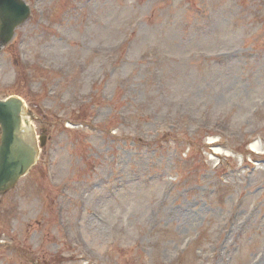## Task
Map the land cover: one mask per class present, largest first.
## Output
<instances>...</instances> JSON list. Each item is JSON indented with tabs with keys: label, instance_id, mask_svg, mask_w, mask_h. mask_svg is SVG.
<instances>
[{
	"label": "rangeland",
	"instance_id": "rangeland-1",
	"mask_svg": "<svg viewBox=\"0 0 264 264\" xmlns=\"http://www.w3.org/2000/svg\"><path fill=\"white\" fill-rule=\"evenodd\" d=\"M25 2L0 100L50 139L0 264H264V0Z\"/></svg>",
	"mask_w": 264,
	"mask_h": 264
},
{
	"label": "water",
	"instance_id": "water-1",
	"mask_svg": "<svg viewBox=\"0 0 264 264\" xmlns=\"http://www.w3.org/2000/svg\"><path fill=\"white\" fill-rule=\"evenodd\" d=\"M30 11L21 0H0V51L7 46L29 18ZM1 54V52H0ZM23 103L18 98L0 102V193L16 186L18 180L36 163L38 150L23 139ZM45 145V139L42 140Z\"/></svg>",
	"mask_w": 264,
	"mask_h": 264
},
{
	"label": "bare ground",
	"instance_id": "bare-ground-1",
	"mask_svg": "<svg viewBox=\"0 0 264 264\" xmlns=\"http://www.w3.org/2000/svg\"><path fill=\"white\" fill-rule=\"evenodd\" d=\"M25 117V116H24ZM27 120V118L25 117V121ZM25 121H24V124H23V127L25 126H28L26 123H25ZM27 128V127H26ZM28 129H30L29 127H28ZM24 132H25V136H26V138L27 139H29L30 141H33L35 138H34V133H33V131L31 130V132L29 131V130H24ZM32 133H33V138H32ZM252 148H253V151H255V150H259V148H258V145L257 144H254L253 146H252ZM262 257H263V259H264V255H262ZM259 263V262H258ZM261 264V263H260Z\"/></svg>",
	"mask_w": 264,
	"mask_h": 264
}]
</instances>
